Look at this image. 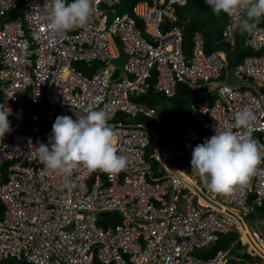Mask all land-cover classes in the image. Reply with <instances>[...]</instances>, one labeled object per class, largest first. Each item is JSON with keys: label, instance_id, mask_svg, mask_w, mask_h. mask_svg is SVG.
<instances>
[{"label": "built area", "instance_id": "obj_1", "mask_svg": "<svg viewBox=\"0 0 264 264\" xmlns=\"http://www.w3.org/2000/svg\"><path fill=\"white\" fill-rule=\"evenodd\" d=\"M123 1L95 0L85 26L54 34L52 0H0V105L12 110L0 138V264H227L237 243L247 264H264V240L245 219L264 205V163L228 194L210 191L191 167L195 146L234 124L238 110L256 118L233 130L264 144V16L242 35L237 13L226 14L220 42L232 50L240 33L253 51L235 63L225 50L206 53L199 31L184 50L176 9L186 0H132L117 13ZM179 83L207 98L181 113L180 128L164 130L152 122L158 109L137 98L150 88L171 98ZM89 110L107 113L129 163L118 174L80 165L69 190L37 149L51 146L57 116Z\"/></svg>", "mask_w": 264, "mask_h": 264}, {"label": "clouds", "instance_id": "obj_2", "mask_svg": "<svg viewBox=\"0 0 264 264\" xmlns=\"http://www.w3.org/2000/svg\"><path fill=\"white\" fill-rule=\"evenodd\" d=\"M132 2V1H131ZM214 14L231 15L236 12L234 26L241 32H251L264 16V0H205ZM95 0H52L47 17V28L54 34H65L85 26L95 12ZM131 4V3H130ZM129 4V5H130ZM131 6H133L131 4ZM11 108L0 105V138L11 129ZM255 115L250 109L234 112V124L217 131L195 146L191 167L207 181L210 191L228 194L235 186L247 185L264 163V144L250 132L233 129H251ZM118 132L108 123L103 110H89L86 115L73 119L57 116L52 125L50 147L39 146L40 163L48 170L65 178L64 188L76 187L68 178L80 165L90 172L103 171L118 174L128 167V158L118 154Z\"/></svg>", "mask_w": 264, "mask_h": 264}, {"label": "trees", "instance_id": "obj_3", "mask_svg": "<svg viewBox=\"0 0 264 264\" xmlns=\"http://www.w3.org/2000/svg\"><path fill=\"white\" fill-rule=\"evenodd\" d=\"M137 1L139 0H133L132 5H134V3H136ZM176 10L178 13V21L176 24L183 28L185 51L188 52L190 49V40L193 32L199 31L202 33L205 40L206 53H210L213 50L217 49L225 50L228 52V58L229 56L233 55V59L229 60L235 61V63L240 61L244 56L253 54V51L251 49L243 45V40L240 33L236 36V44L232 50L229 49L230 46L220 42L221 32L227 21V15L223 12H221L219 15L214 14L209 8V6L205 3V0H186V3L183 6L178 7ZM258 24H263L261 19H259ZM96 66V63H92L91 71H93ZM81 67L82 65H80V68ZM87 70L89 69L87 68L86 71ZM85 73L87 74V72ZM154 82L155 77L153 76L149 83L153 85ZM206 98V95L202 91L192 92L184 84L179 83L176 86L174 96L171 98H166L161 93H156L152 88H150L143 96L138 97L137 100L139 102L146 103L149 107L158 109L161 108V105H165L166 102L181 105L182 103L186 102V105L183 108H187L192 103L199 102L200 100H204ZM177 128H180V122ZM205 139L206 136H204V140ZM259 212L264 215V205L261 209H259ZM233 239L234 237L232 235L221 236L220 240L216 243L213 250H217L219 248L224 247V245L228 244V242ZM232 255L233 258L230 259L227 264H247L248 261H252V257L247 254L238 243L235 244L234 249L232 251ZM1 264H7V261Z\"/></svg>", "mask_w": 264, "mask_h": 264}, {"label": "rangeland", "instance_id": "obj_4", "mask_svg": "<svg viewBox=\"0 0 264 264\" xmlns=\"http://www.w3.org/2000/svg\"><path fill=\"white\" fill-rule=\"evenodd\" d=\"M113 11H108V19L111 21L113 17ZM228 53V52H227ZM229 59H233V55L229 56ZM116 62V61H115ZM117 64V62H116ZM186 105V102L181 104H172L170 102H166L165 105H161V108H158V116L152 120L153 123H159L160 126L165 130V129H171L175 128L179 125L180 122V115L182 114H187L188 113V108H183ZM150 124V121H148ZM173 128V129H174ZM259 209L255 210L249 217L245 218L247 221V224L250 228L253 230H257L260 232L263 240H264V227L259 224V221L261 219H264V215L260 216ZM251 263V262H250ZM10 264V263H9Z\"/></svg>", "mask_w": 264, "mask_h": 264}, {"label": "water", "instance_id": "obj_5", "mask_svg": "<svg viewBox=\"0 0 264 264\" xmlns=\"http://www.w3.org/2000/svg\"><path fill=\"white\" fill-rule=\"evenodd\" d=\"M132 0H124L123 3L121 4L120 8L117 10V13L122 12L124 10H126V8L129 6V4L131 3ZM245 33V32H244ZM244 33H241L242 35ZM119 73V69L116 70L114 77H116V75ZM227 82L229 84H236V83H240L239 81H237L232 74H229ZM109 215L108 213H104L102 214V216H107Z\"/></svg>", "mask_w": 264, "mask_h": 264}, {"label": "bare ground", "instance_id": "obj_6", "mask_svg": "<svg viewBox=\"0 0 264 264\" xmlns=\"http://www.w3.org/2000/svg\"><path fill=\"white\" fill-rule=\"evenodd\" d=\"M116 63V62H115ZM260 216H261V214H260ZM263 216V215H262Z\"/></svg>", "mask_w": 264, "mask_h": 264}]
</instances>
